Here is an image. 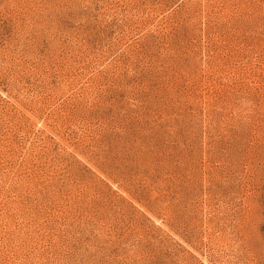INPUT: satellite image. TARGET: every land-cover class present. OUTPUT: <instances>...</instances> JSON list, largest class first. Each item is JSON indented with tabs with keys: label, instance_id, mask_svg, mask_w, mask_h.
<instances>
[{
	"label": "rangeland",
	"instance_id": "rangeland-1",
	"mask_svg": "<svg viewBox=\"0 0 264 264\" xmlns=\"http://www.w3.org/2000/svg\"><path fill=\"white\" fill-rule=\"evenodd\" d=\"M0 264H264V0H0Z\"/></svg>",
	"mask_w": 264,
	"mask_h": 264
}]
</instances>
